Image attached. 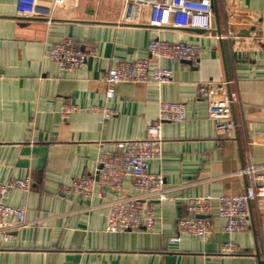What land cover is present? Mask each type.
<instances>
[{
    "label": "crops",
    "instance_id": "0c3cea01",
    "mask_svg": "<svg viewBox=\"0 0 264 264\" xmlns=\"http://www.w3.org/2000/svg\"><path fill=\"white\" fill-rule=\"evenodd\" d=\"M212 2L215 25L204 30L154 25L150 4L136 0H0V183L32 180L30 190L9 192L8 203L24 208L27 220L0 232V264H263L264 215L251 204L249 226L231 236L240 251L225 254L218 197L245 191L251 171L264 173V42L240 50L220 33L228 3L257 17L242 36L264 35V0ZM66 38L94 48L82 66L64 70L50 58ZM153 38L197 43L199 60L164 59L171 83H120L108 98V70L147 58ZM208 80L228 81L238 96L231 133L218 132L197 93ZM170 101L184 104L185 119H160ZM152 124L160 130L151 132ZM149 136L160 146L150 171L164 176L168 199L140 192L131 178L121 191L105 188L101 156L117 150V140ZM84 176L94 178L90 195L61 193ZM206 194L215 197L213 233L172 241L191 213L187 199ZM123 196L148 201L154 231L106 230L110 204Z\"/></svg>",
    "mask_w": 264,
    "mask_h": 264
},
{
    "label": "built area",
    "instance_id": "2783aa9c",
    "mask_svg": "<svg viewBox=\"0 0 264 264\" xmlns=\"http://www.w3.org/2000/svg\"><path fill=\"white\" fill-rule=\"evenodd\" d=\"M151 6V22L157 26L173 25L181 28L211 30L215 25V12L212 0H136ZM226 26L221 36L232 42L238 49L246 50L247 45L254 47L264 42V35L242 36L243 28L249 29L256 25L257 17L239 11L238 5L225 4ZM94 52L93 47L87 50L79 48V42L66 38L54 44L49 56L62 69L82 66L88 55ZM201 54L197 43L180 41L170 43L159 38L151 39L149 56L133 61H125L108 70L104 82L107 85L106 96H115V87L120 83L133 84H167L173 80V72L164 66V59L186 60L196 63ZM197 93L208 102L209 116L215 121L220 134L233 132L237 125L232 117V107L238 101L236 92L229 88L228 81H203L198 84ZM75 107L66 108L69 113ZM105 116H111L109 109L104 110ZM161 120L181 121L185 119V107L181 102H165L161 104ZM151 132L160 130L159 124L149 126ZM117 150L105 152L100 158L101 168L98 171L101 184L105 188L121 191L123 181L131 178L133 186L142 193L155 195L159 201L168 199L165 178L161 173L150 171V161L159 154V138L149 136L144 139H120L116 142ZM245 191L239 194L218 197V214L225 220L224 229L229 237L224 241L222 252L236 254L240 250L231 236L245 230L251 219V204H255L259 215H264V173L254 174ZM94 178L84 176L70 186H63L61 193H79L88 196L92 193ZM32 180L13 179L0 183V232H6L13 224H23L27 220L26 210L8 203L9 192L13 188L30 190ZM211 194L192 196L187 199L188 216L178 221V235L172 241H179L181 236L206 238L214 231L211 217ZM156 217L153 207L142 196H123L110 204L106 230L124 233L129 231H154ZM264 264V257H263Z\"/></svg>",
    "mask_w": 264,
    "mask_h": 264
},
{
    "label": "water",
    "instance_id": "95a60500",
    "mask_svg": "<svg viewBox=\"0 0 264 264\" xmlns=\"http://www.w3.org/2000/svg\"><path fill=\"white\" fill-rule=\"evenodd\" d=\"M245 33V32H244ZM100 168H101V166H100Z\"/></svg>",
    "mask_w": 264,
    "mask_h": 264
}]
</instances>
